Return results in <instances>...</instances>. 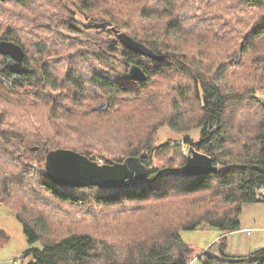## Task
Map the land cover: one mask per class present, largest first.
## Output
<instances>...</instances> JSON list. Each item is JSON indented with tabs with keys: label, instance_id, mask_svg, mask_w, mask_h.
Returning a JSON list of instances; mask_svg holds the SVG:
<instances>
[{
	"label": "trees",
	"instance_id": "obj_1",
	"mask_svg": "<svg viewBox=\"0 0 264 264\" xmlns=\"http://www.w3.org/2000/svg\"><path fill=\"white\" fill-rule=\"evenodd\" d=\"M202 6H216L211 31L200 12L195 24H186L187 7ZM149 21L162 22L165 30ZM0 22V38L21 45L25 66L33 70L17 76L0 55V197L23 183L7 172L34 175L53 200L75 211L78 228L54 234L64 218L59 223L35 205H7L29 244L42 245L26 251L28 264H191L182 231L207 224L224 236L241 229L245 206L257 203L264 189V94L257 84L264 66H255L264 65L258 47L264 43V0H0ZM106 22L112 28L94 26ZM115 31L164 61L129 50ZM170 35L191 38L185 53L167 44L174 42ZM132 64L145 70L147 81L129 79ZM165 79L172 85L162 98L170 113L151 126H135L132 116L151 117L162 100L153 104L146 98ZM243 105L258 118L237 124L233 108ZM163 125L184 136L200 130L196 148L219 171L200 177L168 171L183 167L186 157L180 145L155 151L151 137ZM98 147L116 155L103 158L104 165L140 158L150 181L118 190L79 189L57 186L47 176L43 162L50 151L72 150L98 163ZM169 155L176 164L151 169L155 158L166 161ZM82 207L89 213L78 216ZM103 212L115 215L104 218ZM6 240L0 230V243ZM223 240L219 255L199 257L204 264H264V249L231 257Z\"/></svg>",
	"mask_w": 264,
	"mask_h": 264
},
{
	"label": "rangeland",
	"instance_id": "obj_2",
	"mask_svg": "<svg viewBox=\"0 0 264 264\" xmlns=\"http://www.w3.org/2000/svg\"><path fill=\"white\" fill-rule=\"evenodd\" d=\"M224 4V3H222ZM227 4V3H226ZM229 5V4H227ZM217 6V5H216ZM216 6H202L201 9H195L192 8V10H189L188 7L186 11L183 13L184 16L187 15V18L191 17V20L188 21L186 24L188 26H191L192 24H195V16L200 12L203 14L204 18H208L209 20V31L212 30V23L215 21L212 19V16L215 15L216 12ZM222 6V5H221ZM7 11V13H14L15 9H11L10 7H4ZM73 9L77 12V10L73 7ZM182 16V17H184ZM78 17L81 21L85 22L86 20L84 19L83 15L80 13L78 14ZM216 20V19H215ZM95 22V21H94ZM93 22V23H94ZM4 22H0V25H2ZM146 24H150L157 29L161 28L162 30H165L164 24L160 21H149ZM246 23L244 24V26ZM204 27V24L203 26ZM166 34V32H165ZM168 35V34H167ZM165 35V36H167ZM206 35V34H205ZM204 35V36H205ZM169 38L172 39L171 42L168 39L167 44H172L175 48H178L179 53H185L184 50L187 49V47L191 44L188 40L191 38L185 37L186 40L181 39V37L176 36L173 37L172 35L169 36ZM164 39V37H163ZM1 40H6V41H11L7 39L0 38ZM63 41V40H62ZM178 41V42H177ZM187 41V42H186ZM14 42V41H11ZM16 43V42H15ZM170 47V45H169ZM259 51L260 53H264V43L260 44L259 46ZM261 53V55H262ZM191 53H186L187 56H189ZM238 54V53H237ZM259 55V56H261ZM88 57V55H87ZM252 57H255L254 55ZM251 57V58H252ZM264 57V55H263ZM2 59L0 58V62ZM255 66L263 69V64ZM163 85L161 87H158L156 92L152 95H148L146 100L148 99L149 102L152 101V103H155V100H159L162 98H166L172 91L170 89V86H172L168 80L165 79V81L162 83ZM259 85L258 89L259 92L264 94V72H263V77L260 78V80L257 82ZM167 100H159V104L155 106V109H153V113L150 114L151 117L147 119H140L137 118L136 115L132 116L135 121L132 123L135 124V126H151L154 123H158V121L165 116H167L170 113V104L166 103ZM103 107H105V103H103ZM101 105V108H103ZM246 107V105H245ZM244 105L233 108V112L235 111L234 114H236L235 121L237 124H241L243 120H246L248 122L253 121L255 118H258V116H253L252 112L245 108ZM191 111V110H188ZM232 112V111H231ZM230 113V112H229ZM104 120H108L105 118ZM148 120V121H147ZM190 139L192 142H199L200 140V130H193L189 133ZM154 137V144L155 146V151H159L162 147L166 145H171V146H177L180 145L182 146V151H183V156L188 157L189 155V145L185 144L183 142V138L185 137L184 134H179L175 131H173L168 125H163L161 126L158 130H156V133L152 135L151 138ZM94 157L99 158L98 163H105V159L109 157V159L114 160L115 154L114 155H106L107 153L103 152L102 148L98 147L95 149ZM121 151L118 153L120 154ZM102 154H105V157L102 156ZM102 158V159H100ZM105 158V159H103ZM176 156L174 155H169L167 156V160L163 161L162 156H160L158 159H154L153 166L151 169H163L165 167H170L168 164H176ZM164 162V163H163ZM168 163V164H167ZM45 164V161L43 162V166ZM12 164L9 166V168L12 169ZM104 165V164H102ZM150 169V170H151ZM8 176L11 178L16 177V178H22L23 183L20 185L14 184L10 186V192L9 194L6 193L5 196L0 197V230L4 231L6 236L8 237V240H6L4 243H0V264H28L29 262L32 261L31 257H26L25 258V253L28 251L31 247L36 248V249H41L42 245L40 242H36L34 245H30L27 237L23 231V226L22 224L17 220V217L15 213L8 207L11 204L12 206L21 208V206L25 205H35V207L41 211V214H44L46 217H51L54 218L55 220L58 219L59 223L61 219L64 218V223L62 224L61 229H57V231L54 232V234L62 233L59 230H62L63 232H66V229L72 228L69 231H75L78 230V228L74 227V222H72V216L75 215V211L67 208L65 205L53 200L49 195L50 193L46 192L44 189L41 188L40 183L37 182V178L32 176L31 174H26V176H21V173H19L17 170L12 169V172H7ZM4 200L2 203L1 201ZM8 205V206H7ZM251 206V205H249ZM264 206V204L262 205ZM249 208V207H247ZM93 209V208H92ZM78 211V216L83 213H89L88 208L82 207ZM93 211H95L93 209ZM104 215H102L104 218L108 217L110 215H115L114 213H105L103 212ZM264 216V212L261 213ZM24 215V214H23ZM99 214H96L98 216ZM259 216V214H258ZM25 218H27L26 215H24ZM111 217V216H110ZM100 220V219H99ZM112 224L116 223L115 217H112ZM91 220H87L86 223H89ZM108 225L109 222L107 221ZM112 224L110 226H112ZM220 230L211 227L207 224L203 225L202 227L193 230V231H182V240L186 246H188L191 249V264H204V261L199 258V255L202 254L203 252H209L212 255H219L220 254V248L222 247L223 244V238H216L220 234ZM257 233H253L255 235ZM263 235V234H262ZM222 236V235H221ZM201 256V255H200Z\"/></svg>",
	"mask_w": 264,
	"mask_h": 264
},
{
	"label": "water",
	"instance_id": "obj_3",
	"mask_svg": "<svg viewBox=\"0 0 264 264\" xmlns=\"http://www.w3.org/2000/svg\"><path fill=\"white\" fill-rule=\"evenodd\" d=\"M95 26L102 30L112 28L108 22L95 24ZM115 32L129 50L151 60L164 61V56L155 54L152 49L144 44L119 31ZM0 55L8 58L6 67L15 75L20 76L33 72L25 66L26 53L21 45L1 40ZM128 77L137 82H145L148 79L145 70L137 64L130 66ZM183 139V142L189 145V155L185 165L180 168H173L172 172L188 177H200L219 171V167L214 165V160L211 157L197 150L198 142H192L190 135H186ZM44 168L47 176L54 184L66 188L99 187L118 190L141 186L150 181L149 169L141 162L140 158H129L122 163L100 165L75 151L59 149L47 154Z\"/></svg>",
	"mask_w": 264,
	"mask_h": 264
},
{
	"label": "crops",
	"instance_id": "obj_4",
	"mask_svg": "<svg viewBox=\"0 0 264 264\" xmlns=\"http://www.w3.org/2000/svg\"><path fill=\"white\" fill-rule=\"evenodd\" d=\"M258 195L261 198L258 197L257 203L245 206L240 220L241 229L224 236L220 233L216 237L226 239L225 255L240 257L264 249V216L261 214L264 212V206H262L264 204V189L260 190ZM253 233L257 234L253 235Z\"/></svg>",
	"mask_w": 264,
	"mask_h": 264
},
{
	"label": "bare ground",
	"instance_id": "obj_5",
	"mask_svg": "<svg viewBox=\"0 0 264 264\" xmlns=\"http://www.w3.org/2000/svg\"><path fill=\"white\" fill-rule=\"evenodd\" d=\"M96 24H100V23H96ZM94 26H95V25H94ZM95 27H96V26H95ZM99 164H100V163H99ZM100 165H101V164H100ZM167 170L170 171V172H172V171H171L172 169H167ZM157 177H158V176H157Z\"/></svg>",
	"mask_w": 264,
	"mask_h": 264
},
{
	"label": "built area",
	"instance_id": "obj_6",
	"mask_svg": "<svg viewBox=\"0 0 264 264\" xmlns=\"http://www.w3.org/2000/svg\"><path fill=\"white\" fill-rule=\"evenodd\" d=\"M101 165L103 164V163H100Z\"/></svg>",
	"mask_w": 264,
	"mask_h": 264
},
{
	"label": "flooded vegetation",
	"instance_id": "obj_7",
	"mask_svg": "<svg viewBox=\"0 0 264 264\" xmlns=\"http://www.w3.org/2000/svg\"><path fill=\"white\" fill-rule=\"evenodd\" d=\"M7 61H8V58H7Z\"/></svg>",
	"mask_w": 264,
	"mask_h": 264
}]
</instances>
